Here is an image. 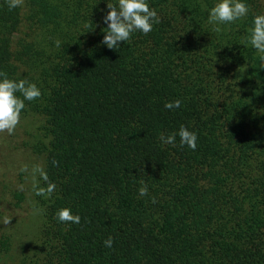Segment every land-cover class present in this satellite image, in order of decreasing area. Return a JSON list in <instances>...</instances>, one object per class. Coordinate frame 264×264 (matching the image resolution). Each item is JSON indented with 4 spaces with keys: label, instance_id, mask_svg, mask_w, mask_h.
<instances>
[{
    "label": "trees",
    "instance_id": "16d2710c",
    "mask_svg": "<svg viewBox=\"0 0 264 264\" xmlns=\"http://www.w3.org/2000/svg\"><path fill=\"white\" fill-rule=\"evenodd\" d=\"M217 2L147 0L160 22L109 49L118 0H0V72L41 91L21 116L39 120L30 150L56 185L36 195L39 172L30 188L38 224L21 264H264V64L247 42L264 0H243L248 15L221 32ZM181 125L195 150L161 143ZM64 207L80 222H59ZM10 247L1 233L0 254Z\"/></svg>",
    "mask_w": 264,
    "mask_h": 264
},
{
    "label": "clouds",
    "instance_id": "9594fccd",
    "mask_svg": "<svg viewBox=\"0 0 264 264\" xmlns=\"http://www.w3.org/2000/svg\"><path fill=\"white\" fill-rule=\"evenodd\" d=\"M24 0H8L10 9L22 6ZM108 12L103 17V22L107 28L103 29L104 36L102 43L109 49H117L121 42L131 39L134 32L148 34L152 31L153 25L160 22V18L155 9L150 8L147 0H118L117 4L107 3ZM249 13V6L243 0H218V2L209 10L208 23L215 25L213 31L221 32V24H231L237 20L246 17ZM260 54L262 64H264V14H256L253 17V27L247 41ZM61 42L56 41L59 47ZM21 93L22 97L16 95ZM41 97V91L35 83L26 79L13 80L9 79L7 74L0 72V133L7 132L12 134L20 122V115L25 108L24 101H32ZM181 101L176 99L172 102L165 103L168 109L178 108ZM180 138V144L187 145L195 150L197 135L190 131L184 125H181L178 133H171L167 136L161 133L159 139L164 145L175 146L176 136ZM27 166L22 171H27ZM34 173L39 171L41 178L47 186L34 184L36 195L51 196L56 190V185L48 181L47 174L40 169H34ZM141 187L138 189L139 196L148 194L147 185L141 181ZM22 187V186H21ZM153 202H155L153 200ZM56 217L61 223H79V215H74L70 208L64 207L58 210ZM5 223L10 220L5 219ZM106 247H111L112 238L109 237L104 241Z\"/></svg>",
    "mask_w": 264,
    "mask_h": 264
},
{
    "label": "rangeland",
    "instance_id": "374dc122",
    "mask_svg": "<svg viewBox=\"0 0 264 264\" xmlns=\"http://www.w3.org/2000/svg\"><path fill=\"white\" fill-rule=\"evenodd\" d=\"M12 38L16 39L17 34ZM38 125L37 118L20 115V122L12 134L0 133V234H7L11 238L10 251L6 257L0 254V264H21V256L27 253L24 246L32 240L37 229L36 214L26 199L29 200L30 188L39 173L33 170L41 169L40 158L30 150ZM24 166H27V171H22ZM13 192L24 196L23 202L15 209L7 205L13 203L9 196ZM5 219L10 223H5Z\"/></svg>",
    "mask_w": 264,
    "mask_h": 264
}]
</instances>
